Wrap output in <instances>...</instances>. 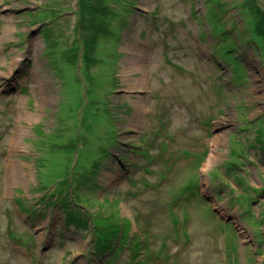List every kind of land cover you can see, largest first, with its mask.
<instances>
[{
  "label": "rangeland",
  "instance_id": "374dc122",
  "mask_svg": "<svg viewBox=\"0 0 264 264\" xmlns=\"http://www.w3.org/2000/svg\"><path fill=\"white\" fill-rule=\"evenodd\" d=\"M95 1L0 0V264H264V0Z\"/></svg>",
  "mask_w": 264,
  "mask_h": 264
},
{
  "label": "bare ground",
  "instance_id": "6f19581e",
  "mask_svg": "<svg viewBox=\"0 0 264 264\" xmlns=\"http://www.w3.org/2000/svg\"><path fill=\"white\" fill-rule=\"evenodd\" d=\"M124 68L125 69H128V70H131V69H134L135 68V66H134V64H133V55H131V56H129L128 58H127V61H126V63L124 64ZM139 68V67H138ZM127 70V71H128ZM126 76H129V74H127ZM131 76V75H130ZM142 76H147L146 74H143ZM131 77H133V76H131ZM134 78V77H133ZM145 77L143 78V80L145 81ZM226 120V119H225ZM218 125H219V127H221V126H225V123L223 122V120H222V122H219L218 123ZM214 141H216L217 143H221L222 142V139H221V137L220 136H217L216 138H215V140H213V143H212V150H211V152H210V154H209V156H208V158H207V162L204 164V168H206V167H208V166H212L214 163H215V161L218 159V158H220V153L217 151V149H218V146H217V144H214ZM208 165V166H207Z\"/></svg>",
  "mask_w": 264,
  "mask_h": 264
},
{
  "label": "trees",
  "instance_id": "16d2710c",
  "mask_svg": "<svg viewBox=\"0 0 264 264\" xmlns=\"http://www.w3.org/2000/svg\"><path fill=\"white\" fill-rule=\"evenodd\" d=\"M102 2L103 3H105V1L104 0H102ZM103 3H101V2H98V1H95L94 2V5H95V8L97 9V10H102L103 9ZM92 15V17H91V19H92V21L94 22V21H96L93 17L96 15L95 13H93V14H91ZM99 15V14H98ZM88 17H90V16H88ZM96 39H92V41H95ZM106 240V239H105ZM106 242H109V240H106Z\"/></svg>",
  "mask_w": 264,
  "mask_h": 264
}]
</instances>
